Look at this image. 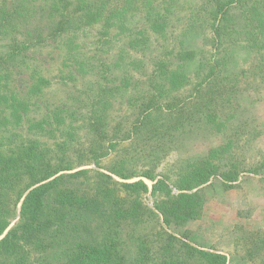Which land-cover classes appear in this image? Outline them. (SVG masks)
Returning <instances> with one entry per match:
<instances>
[{
    "label": "trees",
    "instance_id": "16d2710c",
    "mask_svg": "<svg viewBox=\"0 0 264 264\" xmlns=\"http://www.w3.org/2000/svg\"><path fill=\"white\" fill-rule=\"evenodd\" d=\"M85 34L93 55L62 64L45 102L48 49ZM250 92H264V0H0V264H227L169 228L201 216L210 179L264 172L263 153L246 157ZM214 130L220 145L157 171Z\"/></svg>",
    "mask_w": 264,
    "mask_h": 264
},
{
    "label": "rangeland",
    "instance_id": "374dc122",
    "mask_svg": "<svg viewBox=\"0 0 264 264\" xmlns=\"http://www.w3.org/2000/svg\"><path fill=\"white\" fill-rule=\"evenodd\" d=\"M191 1L188 0V2ZM95 39L93 34L80 35L74 45L70 46L68 42L65 43L60 54L48 49L54 59L47 58L48 61L43 65L45 71H42L41 67L37 68L51 82L50 88L47 89L48 91L46 90L43 97L45 102L47 99L54 100L62 95L60 85L55 84L59 72H65L62 69V64H69L72 58H77L79 62H85L94 53L91 44L96 41ZM119 43L114 40L111 44V52L108 55L109 64L114 63ZM78 44L84 45L82 53L85 55L74 57V52L79 51L74 48ZM191 44L195 48H202L198 39L193 40ZM107 47L105 45L103 50ZM131 55L134 54L131 53ZM99 56L104 57L105 53ZM236 58L243 61L245 52L237 54ZM30 63L38 65L35 61ZM94 64H99V62L95 61ZM185 68L189 72L195 68V63L186 61ZM254 95L253 92H250L245 97L246 99L243 101L245 112L241 114L244 119L251 118L244 130L249 132L254 130L251 135H255L250 149L246 152L248 160L259 158L257 157L259 153L264 154V92ZM188 137L185 143L165 159V162L158 168V172H168L167 169L172 167L171 171L174 172L187 160L205 155L210 148L220 145L223 141L221 133L215 130L213 133L194 132ZM247 137L250 139V136ZM135 180L137 179L135 178ZM144 181L150 187L151 182L145 179ZM198 191H202L205 200L201 216L180 227L169 228V232L186 238L196 246H203L224 254L227 264H264V172L259 175L243 174L232 187H225L221 178L215 177L210 179L209 185L200 187ZM172 193L177 194L178 192L173 189ZM144 202L149 208L152 207L153 197L147 195Z\"/></svg>",
    "mask_w": 264,
    "mask_h": 264
}]
</instances>
